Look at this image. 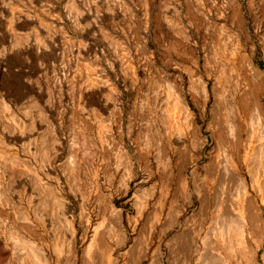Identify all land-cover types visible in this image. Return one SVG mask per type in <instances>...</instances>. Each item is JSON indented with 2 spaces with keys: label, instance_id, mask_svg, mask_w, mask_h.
Masks as SVG:
<instances>
[{
  "label": "rangeland",
  "instance_id": "obj_1",
  "mask_svg": "<svg viewBox=\"0 0 264 264\" xmlns=\"http://www.w3.org/2000/svg\"><path fill=\"white\" fill-rule=\"evenodd\" d=\"M0 264H264V0H0Z\"/></svg>",
  "mask_w": 264,
  "mask_h": 264
},
{
  "label": "bare ground",
  "instance_id": "obj_2",
  "mask_svg": "<svg viewBox=\"0 0 264 264\" xmlns=\"http://www.w3.org/2000/svg\"><path fill=\"white\" fill-rule=\"evenodd\" d=\"M244 197V196H243ZM247 199V198H246ZM244 200V199H243ZM249 201V200H248ZM248 203V202H247ZM242 204V203H241ZM249 204H251V203H249ZM248 204V205H249ZM246 206V205H245ZM242 210V209H241ZM247 211H249V210H247ZM250 212V211H249ZM253 212V211H252ZM222 216V215H221ZM251 217V216H250ZM252 218V217H251ZM255 219V218H254ZM250 220V219H249ZM254 222V221H253ZM249 224H250V222H249ZM243 225V224H242ZM239 228V227H238ZM243 228V227H242ZM245 228V227H244ZM250 230V229H249ZM236 255V254H235ZM223 263H225V262H223Z\"/></svg>",
  "mask_w": 264,
  "mask_h": 264
}]
</instances>
